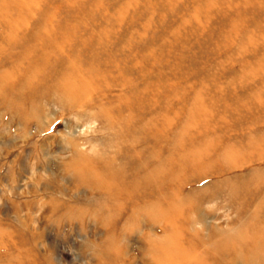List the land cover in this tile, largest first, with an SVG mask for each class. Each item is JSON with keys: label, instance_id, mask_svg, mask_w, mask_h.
<instances>
[{"label": "rangeland", "instance_id": "1", "mask_svg": "<svg viewBox=\"0 0 264 264\" xmlns=\"http://www.w3.org/2000/svg\"><path fill=\"white\" fill-rule=\"evenodd\" d=\"M92 1L73 3L79 19L64 43L55 32L71 0H0V76L11 75L3 92L17 104L2 93L0 264H157L151 244L177 264H264V93L252 91L258 107L240 97L264 84V67L240 65L264 46L248 27L263 23L261 6L97 0L88 9ZM26 33L34 48L52 42L64 56L88 57L96 44L93 59L118 70L121 84L92 88L72 108L56 96L20 101L13 72L39 53L11 46ZM243 35L251 42L239 47ZM239 68L249 69L235 83ZM224 146L232 150L220 159ZM86 161L123 172L102 192L78 177ZM152 164L158 176L140 181ZM148 202L164 211H137Z\"/></svg>", "mask_w": 264, "mask_h": 264}, {"label": "bare ground", "instance_id": "2", "mask_svg": "<svg viewBox=\"0 0 264 264\" xmlns=\"http://www.w3.org/2000/svg\"><path fill=\"white\" fill-rule=\"evenodd\" d=\"M80 0H71V4H66L64 6V22L63 26L58 28L55 32L58 34L57 36L62 38L64 43H68L74 39L73 31L71 29V25L76 23L77 19L73 18L71 15L72 7L74 6L73 3L79 2ZM228 1L235 2V0H221L220 4H226ZM238 3H257L261 6V10L256 9L254 13L257 15L264 17V0H237ZM260 2V3H259ZM100 2L97 4V0H93L90 4H85V6L89 8H96L99 7ZM224 7V6H223ZM244 5L241 7L243 8ZM250 7V5L248 6ZM247 7V8H248ZM254 7V6H251ZM226 8V7H225ZM244 9V8H243ZM3 12L2 9H0ZM71 17V18H70ZM45 18V17H44ZM46 19V18H45ZM230 27V26H229ZM250 30L253 32H257L261 36H264V21L263 23H253L252 25L248 26ZM38 32V31H37ZM21 35V34H20ZM23 36V34H22ZM24 38L18 41L11 40V46H24L25 48L31 46V42L33 38L30 37L28 33L24 34ZM78 42H79V38ZM251 42L247 36H242L241 39L238 41L237 45L241 47L243 44ZM96 44L92 45L93 49H91V53L89 56L80 55L78 50L74 49L71 50L70 54L67 56L57 54L56 45L54 43H48L44 45V47H37L31 46L30 49L34 48V51H38V54H31L30 56L26 57L23 61V65H18L15 67L16 72H13V82L12 88L13 93L19 98V100H23L25 96L31 97V105L39 103L44 99H51V96H56L59 100L66 101L69 103L70 108L77 106L80 101L82 102L84 98H86L87 93L90 89L98 90L103 88H110L115 85H120L122 82V74L117 72L118 70H113L111 67H106L102 65L96 59H93L92 56L95 55ZM29 49V50H30ZM33 51V52H34ZM94 51V53H92ZM30 57V59H28ZM25 58V57H24ZM18 63V61H17ZM251 65L252 68L256 67H264V46L259 47L256 52H252L250 55V59L247 61L241 62L240 65ZM98 65V66H97ZM111 66L114 64L111 62ZM117 67V66H116ZM249 68H239L238 70L233 71L232 73V81L235 83L238 81H242L245 78V74H247L246 70ZM123 70V69H122ZM246 72V73H245ZM231 76V75H230ZM4 77L11 78V75L8 74L7 76L2 75L0 76V97L2 93L4 94V100L8 101L10 104L16 106V102H13L12 98L6 96L3 92L4 89ZM6 78V79H7ZM6 86V85H5ZM6 90L11 88V86H6ZM254 89H258L264 93V84L261 85H247L245 87L244 93L240 96L241 98H245L247 100H253L254 104H260L259 100H255L251 98L252 91ZM256 91V90H255ZM238 95V94H236ZM240 95V94H239ZM6 96V97H5ZM199 92H194L191 94L189 98V105L187 106V112L189 115H194L196 112L195 104L199 101L200 98ZM204 96L210 97L212 96V92H204L202 97ZM199 104V103H198ZM30 107L27 110H23L19 105L18 108L22 117H26L27 114H32V108ZM155 108H153L152 112L155 113ZM167 109H162L161 112L165 114L168 112ZM148 122H146V125ZM232 150L231 147L224 146L223 148L219 149V156L220 159L227 158ZM97 165V164H96ZM108 165H97L91 164V162H84L79 167L77 176L82 180L88 183L92 188H95L102 192H107V189L110 188V180L107 179L108 176H115L123 172L120 168V165L114 164ZM128 167V166H127ZM148 173L142 171L140 173V181H153L154 176H158L159 168H156V164H152L149 167ZM77 171V170H75ZM171 174V173H170ZM168 176L165 175L163 178H167ZM170 177V176H169ZM163 179L162 177H158ZM112 180V179H111ZM138 181V180H137ZM160 211L163 212L164 209H161L159 204L155 202L154 204L148 202L137 211ZM175 248V247H174ZM151 249L155 252V254L159 257L157 264H177V262H173L170 257L167 258L169 255H172L171 252L166 250L165 246H161L160 244L154 245L151 244ZM180 252H176L174 255L178 256ZM237 263V259L234 260V264ZM197 264H203V262H198Z\"/></svg>", "mask_w": 264, "mask_h": 264}]
</instances>
